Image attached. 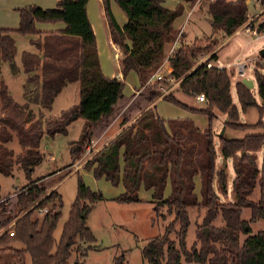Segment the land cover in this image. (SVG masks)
I'll use <instances>...</instances> for the list:
<instances>
[{"label":"trees","instance_id":"trees-1","mask_svg":"<svg viewBox=\"0 0 264 264\" xmlns=\"http://www.w3.org/2000/svg\"><path fill=\"white\" fill-rule=\"evenodd\" d=\"M113 1L127 19L120 27L112 14L111 0H101L111 41L122 53L121 79L105 77L101 72L94 33L86 14L88 0H59L55 9L23 7L17 10L16 29L0 28V175L12 177L14 166H18L29 180L16 194L17 215L10 216L9 199L0 201V264H70L72 249L76 255L73 264H83L95 242L86 218L92 206L103 200L102 194L92 191L77 176L75 199L56 240L54 231L61 216V196L55 191L47 193L39 182L30 181L31 173L43 158L38 150L41 139L44 134L65 135L66 127L77 119L87 121L90 128L69 142L71 165L79 161L92 136L102 132L119 114L118 103L124 98L123 80L127 74L133 71L139 88H146L164 62L166 45L182 40L172 25L183 12L182 3L170 10L161 0ZM181 1L193 5L201 0ZM248 3L249 0L208 2L206 10L212 33L231 36L247 22ZM57 22L64 24L62 30L40 33L35 28L36 23ZM258 30L264 31V22ZM14 33L39 35L31 41L38 53L23 51L20 59L27 76L26 94L35 100L39 97L43 110H50L53 99L65 86L79 85L77 107L44 122L45 129L41 114L35 115L27 103H16L1 80L2 63H13L16 55ZM207 46L197 40L190 45L180 43L168 58L170 74L155 81L146 100L147 103L156 100L160 95L158 87H168L167 79L171 78L178 83L181 93L190 97L203 94L204 105L191 107L172 95H164L162 100L191 114L206 116V130L199 131L190 119L165 120L156 113L148 119L142 114L136 140L120 133L84 165L87 170L96 166L92 170L94 178L103 177L112 186L122 185L123 193L115 201L141 202L138 192L142 189L150 193L155 214L164 208L172 216L163 234L143 245L141 256L147 264H264V230L251 235L249 227V222L264 221V131L239 139L219 136L221 156L231 160L234 172L231 183L234 201L221 202L220 196L228 195L227 174L223 168L217 169L212 133L215 112L226 116L224 125L228 128L249 125L238 122L229 74L224 68L206 66L217 59L216 54L202 63L195 62L209 50ZM255 82L263 102L264 74L257 73ZM234 89L243 111L255 107L259 117L264 114V105L256 102L241 81L234 84ZM126 121L123 119L122 124ZM253 126L263 127L261 118ZM15 139L20 147L18 154L10 147ZM260 150L263 154L258 166L255 153ZM99 165L103 169L97 173ZM43 208L47 212L39 216L37 211ZM193 208L204 210V215L195 232L196 241L188 247L189 210ZM243 209L250 211L249 221L241 219ZM10 230L13 235H9ZM112 264H125L123 256L116 257Z\"/></svg>","mask_w":264,"mask_h":264},{"label":"rangeland","instance_id":"rangeland-1","mask_svg":"<svg viewBox=\"0 0 264 264\" xmlns=\"http://www.w3.org/2000/svg\"><path fill=\"white\" fill-rule=\"evenodd\" d=\"M210 1L212 0H201L199 7L206 9L207 3ZM199 7L193 10V14L187 23V37L185 40H179L176 48L180 46V43L190 45L194 40H197L201 45H208L207 47H209V50L205 51L203 55L197 57L195 62L202 63L206 61L211 54H216L217 59L215 61H210V63L213 66L220 65L229 74L232 102L238 108V122L240 124L249 125L246 128H228L224 125L227 120L226 116L215 112L216 116L213 120L212 133L217 156L216 163L217 169L220 170L223 168L224 172L227 174L228 191V195L220 196V201L233 202L234 198L231 192V183L234 177V172L231 166V160L224 159L221 156L219 136L223 131V136L225 138L239 139L246 134H257L264 131V114L259 117L258 111L255 107H250L246 111H243L239 106L234 89V84L236 82H239L242 79L252 80L253 86L250 88V92L258 104L262 103L257 93L255 75L257 73L264 74V57H260L258 54L260 50L264 49V37L252 39L244 33L243 29L245 25L241 26L243 29L240 30L239 27L229 37H226L225 35H214L211 32L212 29L210 26L209 16L206 12H203L202 9L199 10ZM247 16V22L254 25V27L262 24L264 22V3H262L261 0H249ZM193 34L195 37H193ZM19 43L20 42L17 43L18 48L21 49ZM169 48L170 45L167 44L165 57L168 54V50H170ZM176 48H174V50ZM15 62L19 67L18 75H15L14 77L11 76L10 73L12 72V69L9 66L7 69L8 72L5 71L3 74V80L6 81L10 92L14 96H17L16 91L20 86V83H24V88L26 89V80L24 82V73L20 68L19 58L16 57ZM123 82V94L125 96L131 95L132 90L136 87L137 83L139 85L137 76L134 74L131 78L126 77ZM148 83L150 84H148L146 88H139L135 92L136 97H139V99H142L143 96H145L146 99L148 98V89L154 84V81L152 80ZM157 90L160 93L158 98L161 99L164 95H172L182 103L191 107L200 108L204 105V103L197 101L195 97H190L181 93L178 90V83L176 81H170L168 87H158ZM77 98V84L69 85L63 89L59 96L54 100L52 106L51 115L55 117L47 115L41 119L44 129L46 127L44 122H50V120H54L59 117L61 114L60 111L72 106L73 103L77 101ZM156 110L158 114L166 120L191 118L195 126H197L201 131H204L208 126L206 116L201 114H190L186 110L165 101L158 102ZM259 118H261L263 123V127L261 128L253 126L257 123ZM79 122L80 121L76 120V122L74 121L71 125H69V127H67L66 135H56L49 141L48 149L50 147L49 151L55 157V161L50 160L48 154H45L41 163L38 167H35L31 173V179H37L41 176L49 174L57 168H64L71 162L68 144L79 137L77 133L79 129ZM46 143L47 142L45 141L42 142V152L46 151ZM10 147H13L12 150L15 154L19 153L20 149L16 139L10 144ZM86 151L87 148L79 161L75 162L67 170H62L60 174H52L48 176L47 181L44 183V185L48 187L57 184V191L62 197V206L60 208L61 216L54 231V238L56 240L60 236L62 226L67 219L70 205L74 201L76 195L77 175L73 171L81 169L83 164L88 161H85ZM262 154V150L255 153L256 164L258 166L261 165ZM81 172L82 173H80V175L86 186H88L92 191H99L104 198V200L99 201L92 206V209L86 218V226L92 232L95 242L91 244L92 249L88 250L87 255L83 258V264H112L114 259L118 256H123L125 264H147L141 256V249L143 245L150 239L162 235L167 224L172 219V216H168L164 208H159L157 214H155L153 205L150 202L151 198L149 192L143 191L142 189L138 192L141 202L120 203L115 201V198L123 193V187L121 184L112 186L109 182L103 179L95 180L90 171L87 169H83ZM23 175L22 170H20L18 166H14L12 177L0 175V201L3 199H9L10 202L8 210L10 212V216L12 217L17 215L16 194L21 191V188L24 185L27 184V180L24 179ZM196 185L199 187L197 178ZM46 192H49L48 189H46ZM256 196L257 188H255L254 191V197ZM203 215L204 210L202 209L193 208L189 210L191 225L186 237L188 247L192 246L196 241L195 232L201 224ZM241 219L249 221L250 211L248 209L242 210ZM249 227L251 229V235L256 234L257 232L264 230V221L256 220L249 222ZM241 238L243 239L244 237L241 236ZM80 246L84 248L87 247V245L84 244H80ZM74 251L75 250L72 249V256L68 260L70 264H73L75 259Z\"/></svg>","mask_w":264,"mask_h":264},{"label":"crops","instance_id":"crops-1","mask_svg":"<svg viewBox=\"0 0 264 264\" xmlns=\"http://www.w3.org/2000/svg\"><path fill=\"white\" fill-rule=\"evenodd\" d=\"M58 1L59 0H0V28L16 29L18 27V24H19V17H18L17 10L20 8L27 7V6H37L41 9H55L56 3ZM161 1H162V5L164 7H166L167 9H170V10L174 9L178 3H182L183 12H182L181 16H179L178 18H176L174 20L172 25L178 31V33L181 35L182 40H185V38L188 35L187 23L189 22L190 17L193 14V10L195 8L199 7L201 1L198 3H195L193 5H190L188 3H184L181 0H161ZM227 1H230V0H227ZM110 8H111L112 14H113L117 24L120 27H123L126 24L127 19H126L125 15L123 14V12L120 10V8L116 5V3L113 0H111V2H110ZM201 9L203 12H206V14L208 15L207 10L205 8L203 9V8L199 7V10H201ZM86 14H87L90 26L92 28V31L94 33L95 42H96L97 57H98V62H99L102 74L108 78L121 79L122 76H121V68H120V59L122 58V53L119 50V48L115 44H113L111 41L110 33H109L108 25L106 22V18L104 15V10H103L101 0H88L87 5H86ZM35 28L40 33L55 32V31L62 30L64 28V24L61 22H57V23H36ZM193 37H195L194 34H193ZM196 37H197V35H196ZM12 38L14 40L15 47H16V55L14 57V62H13L15 72L12 71L10 73V75L14 77L15 75H18V73H19V67H18V64L15 62V58L16 57L19 58L20 68L23 72L22 65H21V59H20L21 53L23 51H27L30 53L37 54L38 50L31 44V41L37 40L39 38V35L35 34V35L21 36L17 33H14V34H12ZM178 41L179 40L176 39L172 44H168V45H170L169 49L176 48L178 46ZM18 42H20L19 44L21 46V49L18 48V44H17ZM9 66H10V63H2V65H1V80L7 86L8 93L10 96H12L13 100L18 104L27 103L29 105V109L32 112H34L35 115L41 114L42 118H44V116H47V115L55 117V116L51 115L52 106H53L54 100L59 96V94L62 91L53 99L50 110H43L41 108L39 102H38L39 97H38V99L35 100L34 97H30L28 94H26V89L24 88V83H22V84L20 83V86L17 88V91H16L17 96H14L10 92V89H9L6 81L3 80V74L5 71L8 72L7 69L9 68ZM163 69H166V65H163L162 70ZM133 74L136 76V74L133 71H130L126 77L131 78V76H133ZM126 77H125V79H126ZM26 78H27V76L24 74V78H23L24 82H25ZM72 84L78 85V83H72ZM72 84H69V85H72ZM69 85H67V86H69ZM67 86H65L63 89H65ZM78 88H79V85H78ZM138 89H139V85L137 83L136 87L132 90V93L129 96H125L123 94V89H122V94H123L124 98L122 100H120L118 103V106L121 108L119 111V114L114 118V120L102 132H98L97 134H94L92 136L91 143L89 145L90 146L89 147L90 152L86 151L85 161L89 160L95 153H97L106 144H108L109 142H113L115 137L118 136L120 133H125L132 140H136L138 135H139L140 125H141V121L139 120V118L142 114H145V117L148 119H150L152 117V115L155 113L158 116H160L156 110V105L158 102L163 101V100L161 98H157L156 100H154L150 104L146 103L147 99L145 96H143L142 99H139V97H136L135 92ZM77 104H78V98H77V101H75V103H73L72 106L67 107L65 109H62L60 111V113L72 112L77 107ZM129 115H130V117H129ZM127 116H128V119H127ZM161 118H163V117H161ZM123 119H127L125 124H122ZM187 119H190L193 122V120L191 118H187ZM77 121H80L79 127H78L79 129L77 132L78 136H79L82 132L88 130L90 128V125L87 121H84V120L77 119ZM73 122H71L69 125H71ZM75 122H76V120H75ZM69 125L67 127H69ZM194 126H195V124H194ZM67 127H66V134H67ZM195 127L199 130V128L197 126H195ZM199 131H201V130H199ZM56 135H60V134H51V135L50 134H44L43 135L41 142H40V145H39V148H38V150L42 154L43 158H44L45 154H48V157L50 158V160H54L55 157L49 151L50 147L48 149V143ZM43 141L47 142L46 143L47 148L45 149L46 151L42 152L41 145H42ZM68 146H69V144H68ZM11 148L13 149V147H11ZM19 149H20V147H19ZM19 152H20V150H19ZM71 163L72 162L67 164L64 168H61V169L57 168L55 171H52L49 174L41 176L37 179H31V176H30V181H37L41 185H43L46 189H48L49 192L55 191L60 195V193L57 191V186H56L57 184L54 186L48 187V186L44 185V183L47 181L48 176H50L52 174L53 175L60 174L62 172V170H67L71 166ZM85 163L81 167L82 170L85 169L84 168ZM36 167H38V166H36ZM94 167H96V166H93V168ZM93 168L88 170V171H90L92 176H93V171H92ZM81 169L73 171V172L77 176H81L80 175V173H82ZM102 169H103V166L99 165L97 167V173H99ZM71 173H72V171H71ZM68 174H70V173H68ZM93 178H94V176H93ZM24 179L27 180L25 178V176H24ZM94 179L95 180H100V179L104 180L103 177L94 178ZM28 181L29 180H27V183H28ZM96 192H99V191H96ZM61 199H62V197H61ZM102 199L104 200L103 196H102ZM12 226H13V223L10 224V227H12Z\"/></svg>","mask_w":264,"mask_h":264},{"label":"built area","instance_id":"built-area-1","mask_svg":"<svg viewBox=\"0 0 264 264\" xmlns=\"http://www.w3.org/2000/svg\"><path fill=\"white\" fill-rule=\"evenodd\" d=\"M247 23L244 24L245 25L244 29L240 27V30L243 29L244 30V33L247 34L252 39L253 38L254 39H259L260 37H264V31L260 32L258 30V26L257 27H254V25H252L251 23H248V24ZM174 51L175 50L173 48H171L168 51V54L165 57L163 64L160 66L159 70L153 76H151V78L149 79L148 82H151L152 80L154 81V83H155V81H162L163 79L166 78V76H168L170 74L171 68L168 65V58H170V56L174 53ZM163 65H166V69H163L162 70ZM206 66H207V68H210L213 65L209 62ZM215 67H217L219 69L223 68L220 65H216ZM167 81L170 82V81H173V80L171 78H168ZM195 99L197 101H199L200 103H204L205 102V97H204L203 94H199V95L195 96ZM87 152H90L89 148H87ZM46 212H47V209L46 208H43L41 210H38L37 211V214L39 216H42ZM9 228H11V227L9 226ZM9 235H13V230H10Z\"/></svg>","mask_w":264,"mask_h":264},{"label":"water","instance_id":"water-1","mask_svg":"<svg viewBox=\"0 0 264 264\" xmlns=\"http://www.w3.org/2000/svg\"><path fill=\"white\" fill-rule=\"evenodd\" d=\"M258 54H259L260 57H264V49L260 50ZM10 67H11L12 71L15 72L14 64H13V63H10ZM241 83H242L246 88H248V89H250V88L253 86V82H252V80H249V79H242V80H241ZM261 104L264 105V101H263ZM223 130H224V129H223ZM222 135H223V131H222V133H221L220 136H222ZM242 154H243V153H242ZM223 162H224V161H223ZM82 217L84 218L85 215L83 214ZM204 231H205V233H206V229H205Z\"/></svg>","mask_w":264,"mask_h":264}]
</instances>
